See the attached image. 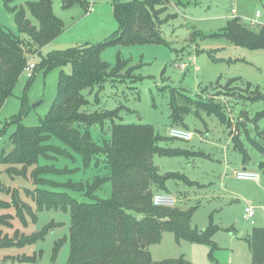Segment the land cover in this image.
<instances>
[{
	"label": "rangeland",
	"instance_id": "obj_1",
	"mask_svg": "<svg viewBox=\"0 0 264 264\" xmlns=\"http://www.w3.org/2000/svg\"><path fill=\"white\" fill-rule=\"evenodd\" d=\"M27 1L15 0L10 5L26 8ZM85 2L63 6L62 0H51L52 11L63 27L43 47V55L84 43L99 45L113 37L117 28L113 0ZM231 8L236 14L231 13ZM154 9L156 14L159 12L157 29L165 42L130 45L118 42L103 47L99 56L110 68L120 60L126 64L101 87L82 91L87 103L80 111L118 109L112 121L90 126L91 138L99 145L108 140L112 122L145 123L160 135H167L170 126L190 129L191 140L174 139L160 145L204 153L193 157L154 155L152 161L160 173L179 172L198 183L188 185L168 179L163 192L176 196V206L180 208L196 206L191 227L201 230L210 222L218 226L213 236L217 249L212 251L207 244L188 240L176 241L173 232L164 230L160 242L148 246L153 261L183 257L191 264H253L244 237L253 227H264V212L256 209L255 224L250 225L243 217V208L247 202L256 207L264 204V171L257 165L264 159V116L261 115L264 101L249 99L256 87L264 91V49H249L210 34L222 30L232 17L245 24L244 20L253 18L256 10L264 12V0H163ZM26 16L36 23L28 10ZM0 25L10 34L22 37L14 13L5 7L3 0H0ZM29 61L37 64L38 56H31ZM70 67V64L50 70L38 67L30 75L27 71L21 73L0 108V157L12 149L11 135L19 124L29 127L40 124L57 95L61 70L69 73ZM204 102L220 110L225 123L216 114L201 109ZM171 104L180 109L183 125L173 123ZM229 137L238 138L248 152L244 164L242 154ZM50 143L63 147L55 138ZM73 154V158H66L48 153L49 159H39L37 164L26 168L25 174L8 170V164L0 163V201L10 204L0 206V216L10 215L7 218L10 226H0V264H68L69 209L39 208L32 193L36 189L65 192L78 201L92 202L109 197L111 191V184L106 181L91 197L85 196L82 192L93 178L106 173L104 156L97 154L92 159L97 165L83 167L81 157ZM14 166L21 169V165ZM65 166L78 169L69 174L54 173ZM242 167L257 171L260 181L235 178L233 173ZM37 169L45 173L35 180L32 172ZM68 181L82 182L83 191L66 186ZM14 201L25 220L16 215ZM22 204L28 205L34 220ZM131 212L137 218L143 216ZM51 222L43 238L17 245L24 238L40 233ZM64 237L66 240L55 252L56 244Z\"/></svg>",
	"mask_w": 264,
	"mask_h": 264
},
{
	"label": "trees",
	"instance_id": "obj_2",
	"mask_svg": "<svg viewBox=\"0 0 264 264\" xmlns=\"http://www.w3.org/2000/svg\"><path fill=\"white\" fill-rule=\"evenodd\" d=\"M15 0H3L5 7L12 11L21 36L12 35L0 25V108L12 89L31 56H38V67L50 70L55 66L70 64V72L61 70L58 79L57 95L50 110L40 120L36 127L19 124L11 135L12 149L0 157V163L8 164V170L20 171L24 174L28 166L38 163L39 159H49L48 153H55L66 158H73L76 153L81 157L83 167L95 164L92 159L97 154L104 157L106 173L95 176L89 187L83 191L82 182L65 183L66 186L83 191L91 197L106 181L111 184L109 197L96 199L92 202H82L65 192H50L36 189L33 198L37 207H59L69 209L71 226L69 229L70 252L68 264H191L183 257L153 261L148 246L158 243L162 231L173 232L176 241L188 240L195 243L207 244L212 251L217 249L213 236L219 229L212 224L198 230L191 227V219L196 206L183 209L179 206H156L152 203L155 192L165 191L168 179H177L188 185L189 180L179 172L160 173L152 158L159 156H204V153L179 147H164L160 142L173 141L167 135L155 132L153 126L145 123H114L110 125V136L102 145L91 138L90 126L102 125L106 120L116 116L118 109L104 112L86 113L80 108L87 103L82 94L84 89L101 87L109 78L119 74L126 62L118 63L110 68L99 53L105 46L123 42L125 44L165 42L157 29L158 14L155 7L163 0H113L112 10L117 22L113 37L99 45L84 43L66 49L51 50L42 54V49L62 30L61 19L52 11L51 0L27 1L26 8L10 4ZM75 2L85 4V0H62L63 6ZM26 10L35 19L33 23L27 16ZM210 36H223L235 45L249 49H264V28H253L240 22L238 17L226 21L219 32ZM234 79L227 82L228 84ZM250 85V84H247ZM251 101H264V91L258 87L252 92ZM205 112L214 113L225 123L224 115L211 106L210 102L201 103ZM180 109L171 104L170 117L173 123L183 125ZM195 112V111H194ZM196 113V112H195ZM264 116V110L261 112ZM55 138L63 147L54 146L50 141ZM234 148L242 154V161L248 155L238 138L233 137ZM56 147V151L53 150ZM259 152L263 149L258 147ZM14 165H21L17 169ZM97 165V164H95ZM258 167L264 171V159L258 162ZM78 168L62 167L55 174H69ZM10 172V171H9ZM45 173L37 169L32 172L35 180ZM10 206L8 202L0 201L1 207ZM16 206V215L25 220L22 211ZM31 216L30 208L22 204ZM25 210V211H26ZM131 211L142 213L137 218ZM10 215L0 216V226H10L7 221ZM53 222L40 233L24 238L17 245L33 243L50 229ZM66 238L58 241L55 252ZM250 251L253 264H264V227H253L244 237Z\"/></svg>",
	"mask_w": 264,
	"mask_h": 264
},
{
	"label": "built area",
	"instance_id": "obj_3",
	"mask_svg": "<svg viewBox=\"0 0 264 264\" xmlns=\"http://www.w3.org/2000/svg\"><path fill=\"white\" fill-rule=\"evenodd\" d=\"M231 13L236 14V10L234 8H231ZM246 25L253 27V28H264V12L261 10H256L254 13V17L251 19H248L247 21L244 20ZM184 66V64H182ZM35 64L33 62H28L25 70L28 72V75L32 71H34ZM167 136L174 138V139H180V140H185L189 141L193 137V132L191 130L178 127V126H170L167 132ZM234 177L239 179V180H249V181H254V182H259L260 181V175L257 171L253 170H248L246 168H241L233 173ZM178 202V199L176 196H174L171 193L167 192H155L152 195V203L153 205L156 206H175ZM256 209L261 210L264 212V204L260 205L258 207L252 205L250 202H247L244 205L243 208V217L245 220L248 221L250 225L255 224L254 216L256 213Z\"/></svg>",
	"mask_w": 264,
	"mask_h": 264
},
{
	"label": "crops",
	"instance_id": "obj_4",
	"mask_svg": "<svg viewBox=\"0 0 264 264\" xmlns=\"http://www.w3.org/2000/svg\"><path fill=\"white\" fill-rule=\"evenodd\" d=\"M190 130V129H189ZM231 140L230 141H232V138L231 137H229ZM233 147H234V145H233ZM248 153V152H247ZM249 155V154H248ZM260 161V160H259ZM258 161V162H259ZM242 163L244 164V162L242 161ZM257 165H258V163H257ZM242 168H245V167H242ZM254 171V170H253ZM191 181H193V180H191ZM194 184H198L196 181H194ZM228 230H229V228H228Z\"/></svg>",
	"mask_w": 264,
	"mask_h": 264
}]
</instances>
